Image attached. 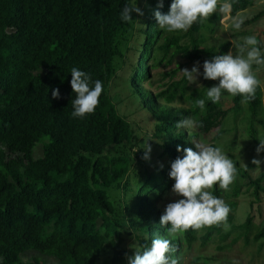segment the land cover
I'll use <instances>...</instances> for the list:
<instances>
[{"label":"trees","instance_id":"1","mask_svg":"<svg viewBox=\"0 0 264 264\" xmlns=\"http://www.w3.org/2000/svg\"><path fill=\"white\" fill-rule=\"evenodd\" d=\"M141 0H136V4ZM125 3L135 0H0V257L3 264H41L38 258L23 263L22 256L36 253L56 264H97L105 250L112 254L111 264H123L127 252L123 247L128 226L120 206L111 195H122L131 204V229L136 241L150 245L153 238L165 237L166 228L159 224L161 212L156 202L171 188L170 163L183 155V148H194L198 138L211 134L233 114L246 108L247 132L255 141L254 123L262 107L259 86L251 99L231 97L213 104L206 101L202 112L195 104L204 90L191 96L188 109L169 107L183 98L188 82L182 78L153 97L141 84L148 79V62L154 54L172 51L187 62L201 65L210 60L211 50L201 46L197 34L204 21L194 23L186 32L187 43L167 35L156 26L154 10L167 13L171 0H157L147 12L145 25L134 37L136 20L121 22L119 12ZM253 0H232L230 17L245 11ZM259 16L245 24L254 23ZM135 19V20H134ZM211 19L217 23L218 15ZM229 44L221 45L216 55L226 53ZM131 52L135 64L128 75V85L138 94L142 106L155 121L152 138L155 165L142 159L136 150L139 138L132 126L120 117L108 94L117 61ZM77 67L102 82L99 104L92 114L72 118L70 70ZM202 72V68L200 69ZM203 79V77H202ZM211 85L212 80H205ZM60 98L53 99L52 89ZM198 94V95H197ZM163 102V104H160ZM192 118L201 127L189 132L177 128L179 120ZM218 131L211 140L220 139ZM42 144V156L31 153ZM180 146L181 152L176 151ZM134 150V152H133ZM142 166V171L135 168ZM253 166H248L244 173ZM264 173L248 186L256 200L263 192ZM245 185V184H244ZM239 188L232 195L235 197ZM118 191H120L118 193ZM222 199L223 190H210ZM230 212L236 204H227ZM232 221L228 216L227 222ZM251 216L233 232L245 238L251 233ZM212 233L220 234V225L207 226L198 237L189 228L171 237L177 264L185 252L199 241L204 247ZM229 233V234H230ZM229 234L220 237L223 241ZM264 238V228L253 236Z\"/></svg>","mask_w":264,"mask_h":264},{"label":"rangeland","instance_id":"2","mask_svg":"<svg viewBox=\"0 0 264 264\" xmlns=\"http://www.w3.org/2000/svg\"><path fill=\"white\" fill-rule=\"evenodd\" d=\"M156 2V0H141L136 6L141 8L144 12L143 16H137L134 23L133 31L134 37H138L139 31L144 28L147 12L150 5ZM223 2V0H221ZM218 15L219 20L215 23L211 17ZM259 16L258 19L251 24H245L254 17ZM236 17H243L244 22L239 30L232 28V20L229 14L222 12H213L207 20L204 21L205 28L197 34V38L201 40V46L210 49L212 58L216 55L217 49L228 43L229 47L226 53L232 48V45L237 42H242V38L246 36H256L259 41V46L264 48V0H253L251 7L243 12H240ZM166 32V31H165ZM169 36L171 34L180 37V43L184 44L189 41L186 37V32L176 31L172 33L166 32ZM235 51V49H233ZM135 58L131 56V52L124 53L123 57L117 61L114 75L108 85V94L115 106V109L120 117L125 119L134 129L136 135L139 138L138 149L145 147L146 143L151 146V152L149 153L150 162L155 165L156 153L159 150L155 147V140H153V129L155 126L154 119L150 116L149 112L142 106L141 100L138 94L128 85L127 79L131 69L135 64ZM194 63L187 62L186 59L180 55L174 54L169 51L166 55L162 53L154 54L152 60L148 62L150 73L148 79L141 84L142 89L145 92H149L153 97L163 92L172 84L178 83L182 80L183 75L180 70L185 68L191 69ZM256 66H254L255 68ZM257 78L261 81L260 87L262 89V107L261 114L258 120L264 124V67H261L256 72ZM217 82L212 83L204 82L202 76L197 77V83L188 84L187 91L183 98H177L169 107L178 109H188V99L196 93L206 88L213 86ZM199 84V85H197ZM197 94V95H198ZM232 96L225 93L222 99L228 102ZM163 104V102H160ZM246 108L242 105V110L237 117L230 114L222 123V125L215 129L211 134L207 136H200L198 143L211 144V140L214 135L222 130L224 133L220 139L214 142V146H218L225 152V154L231 158L234 162V166L237 169L236 178L229 185L227 190H223L222 199L226 204L235 203L236 211L229 212L228 216L232 221L227 222V227L220 224V234L212 233L208 243L201 247L199 241L190 249L185 252L181 259V264H264V238L255 242L253 240L254 234L261 228H264V181L261 184L263 192L259 194L256 200L252 197L253 188L248 186V182L255 180L260 174L264 173V164L260 167L252 165V159L264 158V152L259 155L256 154L255 149L260 140H264V125L260 126L257 123L253 125V131L255 133V141L250 138L247 129V114ZM193 132V130H188ZM134 152V150H133ZM42 156V144L37 143L33 148L31 157L38 159ZM253 166L248 169L246 175L243 174L244 170L248 166ZM137 170L142 171V166L135 164ZM245 184V185H244ZM238 187V193L233 197V190ZM120 191H118L119 193ZM111 200L120 206L121 216L124 217L125 225L128 226V235L124 238L123 247L128 253L127 256H131L134 253V249L130 245L136 241L135 233L129 227L131 215L128 213L131 204L126 203L122 198V195L114 193L111 195ZM175 194L171 192V188L162 194V197L156 202V208L163 213L164 207L167 203L173 202L178 199ZM251 216V233L247 238L240 232H232L239 225L245 222L246 218ZM207 227V226H206ZM206 227L197 229L198 237H200L205 231ZM230 233V234H229ZM229 234L223 241L220 237ZM38 258L41 264H56L51 259H46L39 256L36 253H28L22 256L23 263H27L32 258ZM112 254L110 251L105 250L103 255L97 261V264H111ZM123 264H128L127 258H125Z\"/></svg>","mask_w":264,"mask_h":264},{"label":"clouds","instance_id":"3","mask_svg":"<svg viewBox=\"0 0 264 264\" xmlns=\"http://www.w3.org/2000/svg\"><path fill=\"white\" fill-rule=\"evenodd\" d=\"M162 7L163 0H157V9ZM231 7L232 0H171L167 13L154 10L152 15L161 30L168 33L187 32L194 23L207 20L213 12L230 14ZM132 13L144 15L141 8L136 6V0L134 4L125 3L121 8V22L132 21ZM231 20L234 30H239L244 22L243 17L233 16ZM135 21L137 25H142ZM261 67H264V48L259 46L257 37L252 35L243 37L242 42L234 43L227 53L214 55L210 60L203 61L202 65L196 62L190 70L185 68L180 71L188 84L197 83V77L200 76L205 80L218 81L206 88L203 98L195 101L203 112L206 101L216 104L225 93L233 97L239 95L245 99L253 98L261 83L256 76ZM70 75L69 84L75 94L70 116L82 119L92 114L99 104L102 82L93 81L89 73L77 67L71 68ZM51 96L59 99V90L52 89ZM176 127L194 130L201 127V122L186 118L177 121ZM194 148H183V155L177 156L170 163L168 177L174 181L171 192L179 198L167 203L160 216L159 224L166 228L168 238L157 236L151 240L150 245L135 241L130 245L135 250L133 255L126 256L128 264H177L174 257L176 249L171 237L189 228L200 229L220 224L227 227L230 208L210 190L214 185L227 190L236 178L237 169L233 160L218 146L196 143ZM143 150L142 159L148 160L151 146L146 143ZM176 151L181 152L180 146H177ZM255 152L257 155L264 152V140L259 141ZM251 163L260 167L264 164V158H254ZM0 264H3L2 257Z\"/></svg>","mask_w":264,"mask_h":264}]
</instances>
